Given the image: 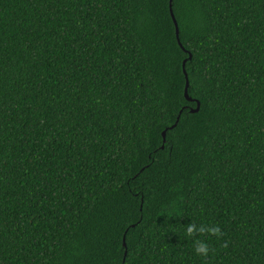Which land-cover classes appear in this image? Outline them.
<instances>
[{
    "label": "trees",
    "instance_id": "1",
    "mask_svg": "<svg viewBox=\"0 0 264 264\" xmlns=\"http://www.w3.org/2000/svg\"><path fill=\"white\" fill-rule=\"evenodd\" d=\"M0 264H264V0H0Z\"/></svg>",
    "mask_w": 264,
    "mask_h": 264
},
{
    "label": "clouds",
    "instance_id": "2",
    "mask_svg": "<svg viewBox=\"0 0 264 264\" xmlns=\"http://www.w3.org/2000/svg\"><path fill=\"white\" fill-rule=\"evenodd\" d=\"M184 236L192 240L194 236L198 233L201 237L207 235L209 238L216 237L219 238L221 236V229L216 224H211L208 226L201 225L197 227L194 223L185 226L183 229ZM193 250L194 254L201 258H207L211 253V248L208 242L204 239H196L193 241Z\"/></svg>",
    "mask_w": 264,
    "mask_h": 264
},
{
    "label": "water",
    "instance_id": "3",
    "mask_svg": "<svg viewBox=\"0 0 264 264\" xmlns=\"http://www.w3.org/2000/svg\"><path fill=\"white\" fill-rule=\"evenodd\" d=\"M171 1H172V0H171ZM171 7H172V6H171V4H170L171 16H172V18H173V21H174V24H175V27H176V36H177L178 42L180 43V41H179V27H178L177 21H176V19H175V16H174V14H173V11H172V8H171ZM190 57H191V56H190ZM185 75H186V79H187V74H186V72H185ZM188 86H189V82H188V79H187L186 88H185V96H186V98H187L189 101H192V99H191V98L189 97V95H188ZM199 106H200V104L198 103L197 109H196L195 111H192V112H197V111L199 110ZM178 121H179V118H178L177 122L175 123V125H173L172 128H174V127L177 125ZM165 142H166V132H163V145H162V149H164ZM124 245H125V243H124Z\"/></svg>",
    "mask_w": 264,
    "mask_h": 264
}]
</instances>
